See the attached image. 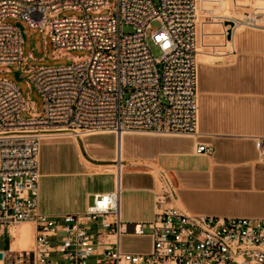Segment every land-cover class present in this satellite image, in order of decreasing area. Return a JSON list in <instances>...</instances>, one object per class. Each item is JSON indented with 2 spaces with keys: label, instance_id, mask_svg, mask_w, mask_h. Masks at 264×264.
I'll use <instances>...</instances> for the list:
<instances>
[{
  "label": "built area",
  "instance_id": "1",
  "mask_svg": "<svg viewBox=\"0 0 264 264\" xmlns=\"http://www.w3.org/2000/svg\"><path fill=\"white\" fill-rule=\"evenodd\" d=\"M66 10L80 14L61 16ZM7 18L38 29L53 58L71 63L29 66L24 28ZM197 18V0H0V71L19 66L44 101L38 110L0 77V264H264V217L185 212L163 171L156 173L154 219L121 216L123 136L198 135ZM72 49L90 54L72 56ZM106 133L115 135L119 183L116 176L113 190L95 193L84 212H41L43 141ZM257 143L264 164V136ZM195 151L211 153V146L198 142ZM23 221L34 226L32 247L12 249V229ZM129 233L149 234L150 251L122 250Z\"/></svg>",
  "mask_w": 264,
  "mask_h": 264
},
{
  "label": "crops",
  "instance_id": "2",
  "mask_svg": "<svg viewBox=\"0 0 264 264\" xmlns=\"http://www.w3.org/2000/svg\"><path fill=\"white\" fill-rule=\"evenodd\" d=\"M225 24L232 29L236 26L232 18ZM227 42L224 52L198 59L197 136H123V221L148 223L154 219L158 171L171 180L176 191L174 204L185 212L264 217V164L257 160V137L264 136V26H239ZM55 138L44 140L40 147L39 209L47 214L84 212L95 193L113 190L119 176L114 163L115 135ZM198 142L208 143L211 153H197ZM108 165L115 170L94 169ZM100 176L112 179L113 186L97 188ZM125 236L147 238L148 243L124 248ZM122 238L124 251L147 252L152 246L149 234L129 233Z\"/></svg>",
  "mask_w": 264,
  "mask_h": 264
},
{
  "label": "rangeland",
  "instance_id": "3",
  "mask_svg": "<svg viewBox=\"0 0 264 264\" xmlns=\"http://www.w3.org/2000/svg\"><path fill=\"white\" fill-rule=\"evenodd\" d=\"M113 1V0H109ZM198 1V18H197V59L202 55H218L228 49L227 39L231 36L233 30L239 26L246 24H253L258 26H264V0H197ZM231 1V2H230ZM233 3V5H232ZM226 6H225V5ZM230 4V5H228ZM228 6V7H227ZM228 8V10L226 9ZM105 13L107 11H104ZM72 14H80L74 10H66L61 16H67ZM227 18L235 20L236 26L234 29L228 28L225 24ZM6 22L9 23H21L24 28L25 40L23 43V52L27 56L31 54L33 59H29V66H58L71 63L68 57L53 58V45L49 39L44 44L42 34L38 29L30 28L24 21L18 19L7 18ZM153 27L159 26V22L153 21ZM123 32H132V28L124 25ZM152 52L154 56H160V51L152 46ZM90 51L87 49H72L70 55L82 56L88 55ZM1 69V67H0ZM11 71H0V77L7 78L13 81L21 90L22 96L25 99H30L37 107L38 110L43 108V98L34 84H31L29 88L27 81H29V73L22 72L20 79L15 77V71L20 70L19 66H11ZM24 116L28 115V112L23 113ZM64 136L57 137L55 139ZM47 140V139H46ZM113 186V181L109 177L100 176L97 178V188H109ZM27 227V225H20L12 230V249H27L30 243L28 240L23 245L20 243L19 232L21 228ZM19 228V229H18ZM145 232H150L147 227ZM18 235V236H17ZM2 246H6L7 242L4 239L1 241ZM148 243L147 238H131L123 237L122 244L124 248L136 249ZM8 246V245H7Z\"/></svg>",
  "mask_w": 264,
  "mask_h": 264
},
{
  "label": "bare ground",
  "instance_id": "4",
  "mask_svg": "<svg viewBox=\"0 0 264 264\" xmlns=\"http://www.w3.org/2000/svg\"><path fill=\"white\" fill-rule=\"evenodd\" d=\"M52 138H54V137H52ZM94 169L98 170V171H102V170L103 171H113V170H115V167L111 166V165H108V166L94 167ZM117 182L119 183V176H117ZM25 224L26 225H30L32 230L30 231V229L28 227L21 228V230L19 232V239L18 240L20 241V243L22 245L24 243H26L28 240H30V243H29L28 248H27V249H30L32 247V244H33V229H34L33 224L31 222L23 221V222L18 223L12 230L14 231L15 228L19 227L20 225H25ZM30 235H31V238H30Z\"/></svg>",
  "mask_w": 264,
  "mask_h": 264
},
{
  "label": "water",
  "instance_id": "5",
  "mask_svg": "<svg viewBox=\"0 0 264 264\" xmlns=\"http://www.w3.org/2000/svg\"><path fill=\"white\" fill-rule=\"evenodd\" d=\"M18 25L21 27V28H23V25L21 24V23H18ZM15 77L17 78V79H20V76H19V72L18 71H15ZM2 257V254L0 253V258Z\"/></svg>",
  "mask_w": 264,
  "mask_h": 264
}]
</instances>
